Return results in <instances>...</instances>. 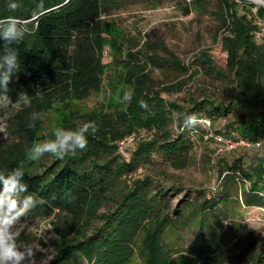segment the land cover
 <instances>
[{
    "label": "trees",
    "instance_id": "1",
    "mask_svg": "<svg viewBox=\"0 0 264 264\" xmlns=\"http://www.w3.org/2000/svg\"><path fill=\"white\" fill-rule=\"evenodd\" d=\"M128 1L0 0V19L15 16L30 21L29 31L19 43L9 45L0 38V57L13 48L20 62L7 95L13 103L20 93H26L30 99L28 106L16 104V110L8 107L7 129L16 140L0 142V173L7 175L14 168L23 167L28 191L20 195L21 199L29 195L34 198L35 206L30 209L33 216L54 215L57 251L50 264H129L137 251L144 264H221L239 245L249 241L241 207L264 209V158L256 163L244 158L232 162L219 160L220 181L215 193L204 195L199 202L187 201L184 210L179 206L169 209L164 201L165 190L153 194V183L145 177L133 181L114 200L112 211L99 212L114 190L112 181L148 162L155 151L176 169L191 165L193 142L188 133L202 130V126L194 131L185 130L186 115L195 113L211 122L231 116L228 129L234 128L238 136L253 142L264 138V43L257 41L256 27L238 17L235 3L218 1L223 27L231 34L222 38L233 85L230 100H193L191 107L177 103L166 106L159 99V92L148 84L147 65L142 60L147 56V46L134 50L124 30L109 19L113 11L123 9ZM162 1L148 0L152 7H158ZM206 1L211 0H191L188 12ZM9 3H16L18 8L12 11ZM107 45L113 50L114 74L105 83L108 68L103 57ZM169 62L187 68L176 58ZM197 63L206 65L215 76L227 78L208 51L201 53ZM105 85L112 88L113 101L106 112L90 115L97 131L87 134L86 152L77 150L79 155L75 157L66 155L68 162L59 168L54 169L60 160L57 159L44 173L33 171L28 150L42 138L40 132L46 116L59 106L84 101L101 92ZM170 89L179 91L181 87L174 85L163 90ZM125 92L132 93L128 101L123 100ZM153 100L160 105L158 108ZM141 101L148 105L147 109L140 106ZM33 111L42 113V117L30 126L29 115ZM175 121L179 133L172 135L170 126ZM141 128L153 130L154 136L139 141L127 163L110 169L107 164L94 166L95 171L72 164L90 155L99 157L100 148L95 151L93 145H111L117 151V142ZM202 132L208 137L207 129ZM173 213L183 220L173 218ZM93 220L102 224L90 232ZM189 220L197 226L191 248L169 246L166 233L178 231L180 223ZM26 242L24 235L17 239L18 245H27ZM246 260L250 264H264V249L246 255Z\"/></svg>",
    "mask_w": 264,
    "mask_h": 264
},
{
    "label": "rangeland",
    "instance_id": "2",
    "mask_svg": "<svg viewBox=\"0 0 264 264\" xmlns=\"http://www.w3.org/2000/svg\"><path fill=\"white\" fill-rule=\"evenodd\" d=\"M190 1L163 0L158 7H152L148 0H129L123 9L113 11L109 19L124 30L126 39L135 48L134 50L147 46V56H144L142 60L147 65L148 84L155 92H159L158 97L164 101L166 106L169 103H177L184 107H191L193 100L228 102L233 85L230 82L228 71V53L222 38L231 37V34L227 33L223 27L219 2L206 1L200 7H193L188 12ZM235 8L241 20L256 27L257 17L261 13L258 3H235ZM259 43L263 44L264 41H259ZM105 48L103 62L108 68L105 76V83H108L114 74L113 50L110 45ZM124 49L129 51L127 45H124ZM205 50L210 53L216 65L224 69L226 79L215 76L208 71L206 65L197 63L201 53ZM173 58L187 68L172 65L169 61ZM174 85H179L181 90H163L165 87ZM106 86L101 92L92 94L84 101L72 103L68 107L59 106L49 113L42 123L40 132L42 138L37 143L54 139L53 132L57 127L74 131L83 122L90 121V115L106 112L113 101L111 100L113 90L112 88L107 89ZM153 102L156 108L160 106L154 100ZM6 103L7 101L0 99V109H2L0 112V142L8 140L13 143L16 139L7 129L8 115L6 113L8 107L15 110L17 107H2ZM231 120V116L218 118L211 122L213 126L211 128L233 138L240 137L234 128L228 129ZM170 130L173 131L172 135L179 133L176 121L171 124ZM202 130L188 133L193 142V161L190 166L186 169H176L170 163L165 162L161 153L155 151L148 162L140 163L138 167L125 171L117 181H112L114 190L109 199L104 202V207L99 213L112 211L115 207L114 200L118 199L133 181L145 177H149L153 183V194L165 190L164 201L170 207L169 209L179 206L180 210H184L187 201L199 202L204 195L215 193V188L220 181L219 160L232 162L235 159L244 158L245 161L256 163L257 159L264 158V138L260 141L262 144L260 149L240 147L233 151L225 149L220 151V145L218 146L216 141L209 139ZM152 131L145 128L138 129L131 136L117 142V151L111 145L105 148L99 144V146L93 145L95 151L100 148L97 150L99 157L90 155L83 161H72V164L79 165L85 171H95L94 166L100 167L106 164L109 165L108 169L112 166L123 165L130 160L131 153L139 141L153 138L154 132ZM75 155L79 154L76 152L67 156L75 157ZM57 159L60 158L45 154L39 160L30 159L32 163L30 165L33 166V171L44 173ZM65 162H68L67 158L60 159L54 169L59 168ZM182 200L186 201L180 203L179 201ZM236 205L234 204L235 207ZM169 211L172 213L171 210ZM241 213L247 234L250 235L249 241L239 245L238 250L228 255L221 264H250L246 260V255L255 254L264 249V209L241 207ZM172 217L179 219L180 215L173 213ZM54 220V215L33 216L29 210L15 226L14 231L19 234L18 237L24 235L27 245L35 244L39 247V250L35 252V264H50L56 254L57 249L54 245L56 235L52 223ZM101 224V221L93 220L90 232ZM225 224L227 222H224ZM196 233L197 226L189 220L187 223H180L178 231H168L165 236L169 246L188 250L194 244ZM129 264H144V258L139 251Z\"/></svg>",
    "mask_w": 264,
    "mask_h": 264
},
{
    "label": "clouds",
    "instance_id": "3",
    "mask_svg": "<svg viewBox=\"0 0 264 264\" xmlns=\"http://www.w3.org/2000/svg\"><path fill=\"white\" fill-rule=\"evenodd\" d=\"M8 7L15 11L18 8L16 3H9ZM30 21L15 16H9L0 19V38H3L7 44L19 43L28 33V24ZM20 69L19 56L15 49H9L5 55L0 57V90L3 94L0 99L7 101L2 107L9 105L23 104L30 105L29 96L26 93H20L15 103L8 97V85L12 77ZM131 92H125L124 101L131 99ZM140 106L147 109L148 105L141 101ZM42 113L33 111L29 115L30 126L40 120ZM183 128L185 130H196L203 125L202 118L193 113L186 115ZM95 133L97 126L94 121H86L76 130H66L57 127L54 129V139L34 143L28 150L29 158L39 160L45 154H51L54 157L63 159L66 155L76 153L77 150H85L88 147L89 132ZM23 167H16L7 175L0 173V264H35V252L39 247L35 244L18 245V233L14 231L17 223L35 206V200L32 196H24L20 199L22 193L28 191V185L24 182Z\"/></svg>",
    "mask_w": 264,
    "mask_h": 264
},
{
    "label": "built area",
    "instance_id": "4",
    "mask_svg": "<svg viewBox=\"0 0 264 264\" xmlns=\"http://www.w3.org/2000/svg\"><path fill=\"white\" fill-rule=\"evenodd\" d=\"M211 1H220V0H211ZM228 1L230 3H241V2H256L260 5L261 9L264 10V0H224ZM256 32L255 36L256 39L263 42L264 41V14H261L257 17L256 20ZM203 120V125L202 127L204 129H207L208 131V138H211L213 141L217 142V145H220V151L223 149L233 151L236 149H239L240 147H255V148H261L262 144L260 141L258 142H253L249 141L245 138L241 137H231V136H226L220 133H217L214 131L211 127V121L207 118H202Z\"/></svg>",
    "mask_w": 264,
    "mask_h": 264
}]
</instances>
